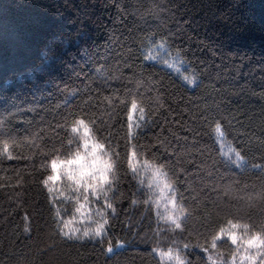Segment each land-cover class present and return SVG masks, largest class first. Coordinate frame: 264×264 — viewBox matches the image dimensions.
<instances>
[{
  "label": "trees",
  "instance_id": "obj_1",
  "mask_svg": "<svg viewBox=\"0 0 264 264\" xmlns=\"http://www.w3.org/2000/svg\"><path fill=\"white\" fill-rule=\"evenodd\" d=\"M158 45L181 72L153 59ZM80 118L93 140L119 129L126 198L109 231L73 242L55 236L54 218L75 223L79 203L102 217L103 199L65 175L38 182L83 148ZM216 121L241 164L224 155ZM146 160L166 173L179 225ZM255 234L264 241V0H0V264H165L158 249L232 264Z\"/></svg>",
  "mask_w": 264,
  "mask_h": 264
},
{
  "label": "snow or ice",
  "instance_id": "obj_2",
  "mask_svg": "<svg viewBox=\"0 0 264 264\" xmlns=\"http://www.w3.org/2000/svg\"><path fill=\"white\" fill-rule=\"evenodd\" d=\"M194 82V80H193ZM132 109L135 110L137 105L136 102L133 101L131 105ZM119 122L117 121L116 124ZM84 128V135L81 137L83 142V148L77 147L74 154L70 155L67 159L60 161L58 159H54L52 161V169L56 171V175H50L42 181L38 183L41 186H48L50 181L56 180L60 178V175L63 174L67 176L68 181L71 182V186L75 187L79 192L83 190V192L88 193L89 195L96 196L97 202L102 198L104 201V207L107 209L104 213H102V220L97 222L95 229H86L83 233L82 237H74L73 233L78 232L79 229H69L68 222H62L63 226L55 222L54 218V232L56 237L64 238L66 237L68 241H75L76 239H83L84 237L94 235L100 236L105 231H109L112 226L113 220H119L120 211L119 202L116 200V197L119 196L121 200L126 198V194L121 191L122 185L120 184V179L114 175L117 159L120 156V143H119V129L115 132L112 131L111 128L106 127V131L108 132L107 137L103 142L100 140H93L89 136V127L88 124L85 123L83 118H80L75 121L74 126L72 127V131L78 132L80 128ZM112 127H116L113 125ZM132 125H129V130H131ZM223 126L219 121H216V131L219 135H223ZM129 159V166L135 174L137 170L138 162L136 160L137 151L135 147H133L130 154H127ZM63 165L64 171L63 173L57 171L60 165ZM145 170L151 172L150 183H155L157 187L160 189L161 194H166L167 189L170 187L168 181L166 180V173H163L160 167L151 165L147 160L144 162ZM48 191L51 192L52 188L48 187ZM111 193V195H109ZM63 195V193H61ZM136 193H131V196L127 198L130 201V204L135 205L138 203L136 199H133ZM84 201H88V195L84 196ZM147 203V201H144ZM79 203V200H78ZM86 207V203H79L76 211L81 212L82 209ZM56 217H59V211L56 212ZM176 223L179 225L178 217H173ZM131 227H138L139 231H137L136 235L139 236L140 231H143L142 222L140 225L132 224ZM238 227V225H231V228L227 230V237L231 238L233 236V232L231 229ZM220 235L225 234V230H221ZM147 240V236L143 238ZM215 239V238H214ZM261 242V237L259 234H255L254 236L248 237L247 240L244 241L245 252L240 257V264H264V259L257 260V257L260 255L257 252L255 255L249 254L247 251L248 247H258ZM188 245H185L187 247ZM197 246L202 247L197 241ZM207 251V248L203 249ZM109 252L113 251L111 245L108 248ZM162 255L167 256L169 259H174L176 264H183V261L180 259L179 255L173 256L171 252L162 253ZM232 264H235V258H233Z\"/></svg>",
  "mask_w": 264,
  "mask_h": 264
},
{
  "label": "rangeland",
  "instance_id": "obj_3",
  "mask_svg": "<svg viewBox=\"0 0 264 264\" xmlns=\"http://www.w3.org/2000/svg\"><path fill=\"white\" fill-rule=\"evenodd\" d=\"M156 50L155 56H152L153 59H166L167 60V66L171 68L172 70L176 72H181L183 69V66L181 62H179L176 58H173L171 56H168L166 54V49L162 45H158L154 48ZM219 145L221 149L223 150V153L226 157L230 158L234 163L241 164L243 160L241 157L224 141L223 137L220 135L218 137ZM61 173L64 171V167L61 164L59 169L57 170ZM56 175V171H55ZM63 176V174H61ZM156 186V192L159 197L158 201L161 204V207L163 208L164 216L166 218H172L173 216L167 215L172 212L171 209H174V203L172 198L169 196L170 194V188L167 189L166 194H161L160 189ZM102 219L101 212L97 209L90 210L89 207L86 205L84 209L81 210V212H78L77 219L75 223H71L68 225L69 229H79L78 232H75V234L84 233L86 229H95L97 222H100ZM173 219V218H172ZM91 236V235H90ZM94 236V235H93ZM261 243L258 247H248L247 251L249 254H252V251L254 249H260ZM113 252V251H112ZM110 252V253H112ZM155 254L163 261L165 264H176L175 260L169 259L167 256L162 255V253H169L171 252L173 256L179 255L180 259L183 261V264H185V260L183 257L179 254L177 250L170 249V250H156L154 251ZM245 252L244 242L239 241V248L237 249V253L242 255ZM241 257V256H240ZM240 257L235 258V264H240ZM245 264H247V261H245Z\"/></svg>",
  "mask_w": 264,
  "mask_h": 264
}]
</instances>
